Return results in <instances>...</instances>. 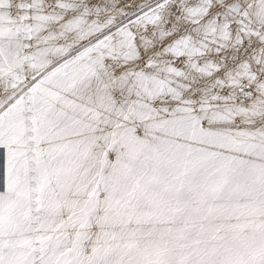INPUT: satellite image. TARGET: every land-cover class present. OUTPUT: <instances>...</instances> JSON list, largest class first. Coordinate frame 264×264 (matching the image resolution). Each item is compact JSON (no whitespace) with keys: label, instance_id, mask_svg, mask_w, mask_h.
<instances>
[{"label":"snow or ice","instance_id":"obj_1","mask_svg":"<svg viewBox=\"0 0 264 264\" xmlns=\"http://www.w3.org/2000/svg\"><path fill=\"white\" fill-rule=\"evenodd\" d=\"M0 264H264V0H0Z\"/></svg>","mask_w":264,"mask_h":264}]
</instances>
